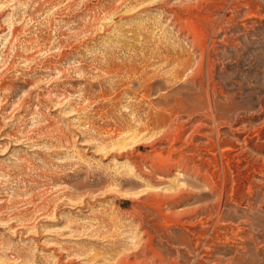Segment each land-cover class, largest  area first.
I'll list each match as a JSON object with an SVG mask.
<instances>
[{"label":"rangeland","instance_id":"1","mask_svg":"<svg viewBox=\"0 0 264 264\" xmlns=\"http://www.w3.org/2000/svg\"><path fill=\"white\" fill-rule=\"evenodd\" d=\"M0 264H264V0H0Z\"/></svg>","mask_w":264,"mask_h":264}]
</instances>
